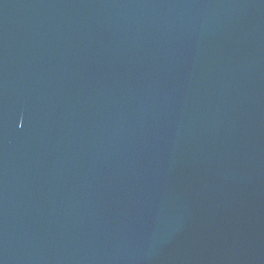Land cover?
<instances>
[{"label":"water","instance_id":"water-1","mask_svg":"<svg viewBox=\"0 0 264 264\" xmlns=\"http://www.w3.org/2000/svg\"><path fill=\"white\" fill-rule=\"evenodd\" d=\"M0 264H264V0H0Z\"/></svg>","mask_w":264,"mask_h":264}]
</instances>
